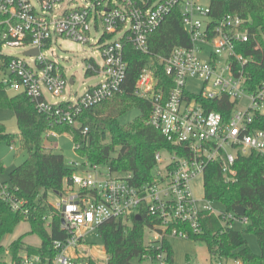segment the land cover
Wrapping results in <instances>:
<instances>
[{
  "label": "built area",
  "instance_id": "obj_1",
  "mask_svg": "<svg viewBox=\"0 0 264 264\" xmlns=\"http://www.w3.org/2000/svg\"><path fill=\"white\" fill-rule=\"evenodd\" d=\"M201 1L0 0V84L6 92L25 93L38 112L76 127L82 110L122 91L127 71L124 52L129 44L151 57L134 91L150 102L148 124L171 145L155 153L151 179L139 184L131 172H113L108 166L101 171L100 164L85 157L81 162L70 161L74 172L57 193L61 201L53 205L63 219L60 226L66 236L51 241L52 255L29 253L24 247L16 254L10 247L4 249L0 264H108L107 254L101 260L89 249L87 235H98V227L113 219L129 225L136 215L149 219L145 229L152 234L145 240L144 257L157 264H165L163 244L168 238L189 239V231L178 228L180 224L194 233L202 231L204 216H215L224 227H232L235 219L247 224L245 214L220 210L213 200L195 197L192 184L197 179L204 183L211 163L219 164L224 182L229 183L237 177V158L252 152L264 158V129L255 126L257 116H264V79L252 86L250 70L264 60V43L251 32L250 19L234 13L215 17L211 0ZM175 9L181 13L189 43L174 46L166 57L150 54V35ZM259 34L264 41V33ZM56 37L93 42L100 49L102 63L91 59L88 73L102 79L78 97L63 96L74 79L67 78L53 51V58L45 55ZM4 48H22L24 57L5 54ZM34 50L37 54L28 53ZM156 63L163 65L169 80L156 77ZM191 79L201 82L200 92L188 88ZM47 95L61 99L49 102ZM223 98L231 103L227 118L210 109L216 101L223 103ZM243 98L247 106L237 109ZM81 133L87 137L88 127ZM56 134L46 132V136ZM80 146L77 143L75 148ZM17 190L0 178V206L27 219L31 215L28 202ZM45 221L50 226V217ZM228 261L242 264L237 259H218L213 264Z\"/></svg>",
  "mask_w": 264,
  "mask_h": 264
},
{
  "label": "trees",
  "instance_id": "obj_2",
  "mask_svg": "<svg viewBox=\"0 0 264 264\" xmlns=\"http://www.w3.org/2000/svg\"><path fill=\"white\" fill-rule=\"evenodd\" d=\"M212 15L234 13L250 19L251 32L264 33V0H211ZM189 37L184 30L181 13L175 9L162 22L161 26L149 37L150 54L166 57L171 49L178 45H187ZM124 58L127 71L122 91L98 104L92 105L78 115V126L57 123L55 118L38 112L25 93L8 95L0 84V108L14 111L19 128L20 142L27 151L26 159L9 173V182L17 187V193L28 202L31 211L29 218L13 212L7 206H0V239L12 232L21 221L30 222V233L40 237L37 246H27L29 253L45 252L52 255L51 241L63 239L66 232L61 229L58 210L48 202V192H61L66 180H70L74 168L66 164L62 154L44 150L43 138L48 130L57 134L71 133L76 142L82 145L75 148L79 156L89 162L105 164L113 172H131L135 183L150 180L156 165L155 153L164 148H171L163 134L148 124L151 112L150 102L137 96L134 88L141 69L149 62L150 56L125 46ZM155 75L159 80L168 79L163 65L155 64ZM252 86L264 79V60L250 67ZM223 103L216 101L210 107L219 111L225 118L230 115L229 99ZM137 107L140 115L129 125L124 126L119 117ZM255 126L264 129V116H257ZM88 127L87 137L81 133ZM87 138V139H86ZM16 135L6 131L0 124V144L15 142ZM1 166V164H0ZM236 180L226 183L217 162L209 164L204 176L205 197L232 210L233 206L245 207L248 218L245 231L257 237L260 252L254 253L247 245L243 232L233 227H224L215 216H204L202 231L194 233L187 225L178 228L189 231V238L206 242L212 259H237L242 264H264V158L257 152L236 159ZM50 217V226L45 218ZM136 219L131 217V224H123L120 219L102 223L98 229L103 246L108 256V264H137L144 260L147 253L144 230L149 224L147 216ZM13 253L23 247V236L14 240L10 246ZM4 248L0 246V252ZM165 264H173V253L168 242H164ZM153 254L154 252H150Z\"/></svg>",
  "mask_w": 264,
  "mask_h": 264
},
{
  "label": "rangeland",
  "instance_id": "obj_3",
  "mask_svg": "<svg viewBox=\"0 0 264 264\" xmlns=\"http://www.w3.org/2000/svg\"><path fill=\"white\" fill-rule=\"evenodd\" d=\"M201 3L207 4L206 0H202ZM94 38L98 37L99 34L92 32L91 34ZM56 59L61 63L63 67L64 74L68 79L73 78L74 83L72 85H67L65 87L63 96L66 98H75L84 93V90L89 85H94L98 83L102 78L101 76L90 75L88 63L91 59H95L98 63H102V58L100 56V49L98 46L94 45L93 42L82 44L77 41H73L66 37H56L53 39L50 48L47 50L45 55L48 58H53V54ZM3 52L5 54H10L12 56L24 57V50L22 48H4ZM188 88L193 92H200L202 84L197 79H191L188 82ZM8 95H15L17 92L9 90ZM49 102L59 100L61 98H51L47 95ZM248 104L246 98L240 100L237 109H244ZM140 115V111L137 107H133L119 117V121L124 125H129L137 116ZM0 124H3L6 131L16 135V141L11 144L7 142H2L0 144V178L9 182V173L16 166L21 164L27 157V151L20 142L17 135H19V128L17 124L16 115L13 110L8 108H0ZM77 143L82 145L80 142H76L71 133L64 132L62 134H56L55 136L49 135L43 138L44 150H51L54 153L62 154L65 158L66 164L70 167L73 165L70 163L72 160L81 162L84 157H81L75 151ZM12 147V148H11ZM99 169L105 171L107 165L102 164ZM118 174V173H117ZM118 175H122L119 173ZM192 192L195 197L202 198L205 197L204 183L201 179H197L192 184ZM62 197L52 191L48 192L47 200L50 204L56 205L61 201ZM213 205L220 210H226L225 206L213 202ZM232 227L236 230L242 231L243 236L247 241V245L250 250L254 253H259L260 248L257 241V237L251 233L246 232V224L239 221L233 220L231 223ZM30 222L23 220L19 222L12 232L7 233L0 239V246L4 249L9 248L10 244L23 236V247L27 246H37L41 243V239L36 234L30 233ZM152 233L148 229L144 230V238L147 241ZM87 242L91 243V248L93 252L100 257L101 260L105 259L106 251L103 246L102 239L99 235L88 234ZM168 243L171 247L173 253V264H186L187 262L191 264H213L214 259L211 258L210 253L207 249L206 242L201 239H184L180 237H170L168 238ZM23 253H25L23 251ZM137 264H157L151 258L147 257L144 260H136ZM227 264H233L232 261H228Z\"/></svg>",
  "mask_w": 264,
  "mask_h": 264
},
{
  "label": "water",
  "instance_id": "obj_4",
  "mask_svg": "<svg viewBox=\"0 0 264 264\" xmlns=\"http://www.w3.org/2000/svg\"><path fill=\"white\" fill-rule=\"evenodd\" d=\"M28 53H34V54H37V50H34V51H30ZM70 82H72V80H70ZM58 193V192H56ZM233 210L240 216L244 215L245 214V207L244 206H241V205H236V206H233ZM136 219H140V216L139 215H136ZM63 222V219L61 220Z\"/></svg>",
  "mask_w": 264,
  "mask_h": 264
}]
</instances>
